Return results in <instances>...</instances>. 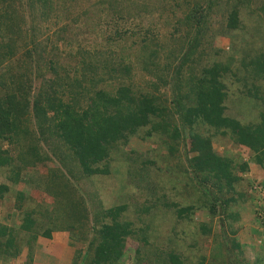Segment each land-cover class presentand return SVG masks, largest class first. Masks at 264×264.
I'll use <instances>...</instances> for the list:
<instances>
[{"label": "trees", "instance_id": "obj_1", "mask_svg": "<svg viewBox=\"0 0 264 264\" xmlns=\"http://www.w3.org/2000/svg\"><path fill=\"white\" fill-rule=\"evenodd\" d=\"M13 1L15 0H0V25H4L7 32L22 36L23 45L27 42L34 43L37 18L45 21L52 16L53 23L57 24L59 23L57 11L60 10L68 17L70 16V22L77 29L91 30L93 23L96 22L95 25L101 30V34L98 35L102 38L98 40L99 48L116 41L117 38L118 41L127 35L133 36L139 29L134 42L137 48L136 62L152 60L156 49H159L158 42H150L155 36L149 35L147 28H139L132 16L131 8L138 0H95L96 6L82 5L81 10L73 5L72 16L69 10L71 7L60 9L58 0H17L19 6L26 10L28 18L23 19L20 16V21L18 19L20 25L15 31H11L7 23L11 25L13 20L7 9ZM173 1L177 3V0ZM248 1L231 0L232 3L227 7L226 29L233 31L240 27L239 6ZM144 3L140 1V4L144 5ZM167 3L163 0V3L159 2V5L166 7ZM210 6L211 0L206 1L205 7L202 6L201 1L193 0L188 12L180 18L172 12L176 16L175 25L184 21L198 26L204 21ZM144 8L141 6V9ZM258 9L261 19L264 20V0H261ZM71 23L69 25H72ZM92 29L90 34H95L98 27L94 26ZM142 29L143 31H140ZM64 32L66 31L63 29L62 33ZM53 34H57V31ZM61 36L69 48L72 46L68 44L75 43L72 42L73 36L65 37L66 35L62 34ZM3 37L6 35L0 32V49L7 47V50L0 51V55H12L16 41L10 36H7L5 40ZM55 37L60 38L59 35ZM77 41L76 52H69L67 61H59V64L54 66V60L51 61L49 58L48 69L52 72V78L47 77L48 81L41 77L44 81L33 92L31 91L32 71L29 68L11 84L0 82V88L2 87L0 91V175L8 181V183L0 182V202L8 200L12 209L16 210L15 218L10 222L11 225L0 223V260L2 261L16 257L25 247L26 259L30 264L37 239L39 237L48 239L51 237V232L62 230L68 232L69 245L74 243V239L76 242L82 241L84 245V248H74L73 254L68 259L69 264H122L127 250L125 241H128V237L142 244L147 238L153 236L147 230V226L138 228L137 231L132 228L133 221L127 220L123 214L128 202L104 207L99 198L98 187L82 186L80 182L85 178L110 175L112 167L108 163L113 159L112 154L117 151L116 149H121L129 137L139 135L140 129H144L153 116L161 117L158 122L161 128L157 130V126L152 125L144 129V135L160 133L159 136L165 135L173 139L179 136V130L176 125L169 127L165 123V108L156 104L153 95L134 96L126 84L115 87L113 83L110 85L106 82L111 77L113 67L108 68L109 75L104 77L107 74L104 66L105 58L94 59L97 57L98 49L94 50L96 53L88 51ZM191 41L186 51L181 54V59L177 61L178 64L173 68L170 80L178 76L183 58H187L196 46V37ZM44 47L47 48V46ZM53 47L58 49L57 46L51 48ZM110 50L107 47L106 52L99 53L113 54ZM46 51L48 54V49ZM131 62L133 63L130 56L126 60L116 59L115 65L119 69L117 74L126 72ZM144 67L145 62L141 64V68ZM227 69L217 62H213L210 66H203L198 77L184 80V83L189 85L190 91H187L182 99L179 97L180 100L173 101L172 111L177 114L180 126H187L190 131L193 124L201 123L208 129L206 135L194 130L189 133L185 145L187 152L194 154L188 158L186 156V168L177 175L182 176L183 182L187 178L197 186L199 185L206 195L203 196L201 193L193 198V202L189 201L186 204L180 203L178 197L168 205L162 201V205L175 208V216L181 221L173 231L165 232L167 240L159 239L161 242L158 243L155 240L157 236L152 238L156 243L154 246L157 251L154 250L151 261L148 258L144 260L146 263L230 264L227 259L231 258L230 262L235 259L232 255L235 249L237 258L240 259L238 262L245 263L241 256L242 244L232 234L234 230L231 229L230 221L239 218V206L249 198L248 193L253 180L245 178L247 181L245 186L239 189L244 179L242 175L249 168L248 164L234 161L231 152L225 148L221 153L217 152L212 144L213 142L224 144V140L227 139L229 144L244 148L250 153L253 163L262 165L264 158V104L262 102L264 100L261 97L253 98L250 89L244 94L245 101L243 106L240 105L241 109L239 106L238 114L226 112L225 100L228 92H226L223 74ZM245 69L249 70L251 77L257 78L261 75L264 77L263 44L256 54L251 55ZM104 81L102 86L96 87L98 82ZM176 81L178 84V80ZM3 86H5L4 90ZM253 88L259 89L255 85ZM30 112L37 121L36 136V130L33 131L26 126V115ZM168 128H172V131H168ZM50 132H54L55 136L61 139L69 156L76 161L78 171L73 175L70 165H62L63 167L59 166L56 169L47 168V177L46 173L45 176L42 174L41 179L37 178L34 182L31 170L43 166L49 159L45 153L38 150L36 142L39 138L47 136L50 138ZM215 136L219 139L213 138ZM164 142L169 144L168 148L171 149L169 140ZM3 144L7 147H3ZM61 169L67 172L68 179H65ZM178 182L180 178L171 187H175ZM209 182L214 185L213 189L215 188L212 192L209 186H206ZM238 185L239 188H237ZM49 194L54 198L53 205L47 208V202L42 200ZM84 194L86 197L83 199L80 195ZM198 209L208 212L209 220L215 216L219 217L218 221L225 220L226 227L232 232L230 237L226 236L229 238L227 241L230 248H233L231 251L227 249L226 241L222 239L211 247L210 253L206 252L207 248L199 247L200 240L202 238L205 240L207 237L210 226L197 221L191 222L192 216ZM228 218L231 220H227ZM138 243L133 249L135 259H139L140 256ZM260 246L257 256L259 262L264 260V247Z\"/></svg>", "mask_w": 264, "mask_h": 264}, {"label": "rangeland", "instance_id": "obj_2", "mask_svg": "<svg viewBox=\"0 0 264 264\" xmlns=\"http://www.w3.org/2000/svg\"><path fill=\"white\" fill-rule=\"evenodd\" d=\"M58 1L61 6L60 9H65L67 6L71 7L69 9L71 16L74 14L73 5L81 10L83 8L82 5L93 6L96 3L95 0ZM140 1L145 2L144 5L140 4ZM192 1L193 0H186L181 2V0H177L176 5L173 0H165V2H168V6L166 7H160L159 5V2L163 3V0H138L136 4H133L131 8L132 16L137 21L139 28H147L148 34H153L155 36L153 41L151 40L150 42H158L159 45V49L156 47L157 49L152 60L147 59L141 62H136L137 48L134 43L139 29L133 36L127 35L120 38L118 41L117 38L116 41L106 44L103 48H99L100 41L98 40L102 38L98 35L101 34V30L99 26L95 25L97 24L96 22L93 23L91 30H93L92 28L94 26H96V28L98 27V30H95V34H90L91 30L85 28L77 29L70 22V16L68 17L60 10L57 11L59 17V23L57 24L53 23L54 17L52 16L45 21H41L40 18L36 19V30L34 31L36 38L34 43L27 42L26 45H23L21 43L22 36L14 32H7L6 27L0 25V32L6 35V37H12L13 40L16 41L12 55H0L1 83H6L7 85L9 83L11 84L13 80L21 76L20 74H23L24 71L29 68L32 71L31 91L33 92L38 85L42 84L44 81L43 78H46L45 80L48 81L49 79L47 77L52 78V72L48 69L49 58H51V61L54 60V66L59 64V61H67V54H69V52H76L77 45L75 43L77 41L76 39H78L77 42H80L79 45H82L86 50H90L91 52H95V49H98L97 51L99 52H106L107 47L111 49L110 51H113V54L101 55L99 52H95L97 57H94V59L98 57L101 59L105 58L106 64L104 66L106 67L107 74H105L104 77L109 75L108 68L111 69L113 67V71L110 74L111 77H109L106 82L110 85L113 83L115 87L126 84L127 87L131 89V94L134 96L140 94L153 95L156 104H160L165 108V123L169 125V127L176 125L179 130V136L173 139L165 135L159 136L160 133H152L149 136H146V134L144 135L143 132L152 125H156L157 130L161 128L158 123L161 117L153 116V119H149V123L144 127L145 130L140 129L139 135L129 137L127 143L121 146V149H116L117 151L112 154L113 159L108 163V165L112 167L110 175L85 178L80 182L82 186L98 187V191L101 195H99V198L101 202H103L104 207L117 205L121 202H128L126 211L123 212V214L127 220L133 221L132 228L137 231L138 228H145L147 226V230L153 235L147 238L144 243H140L141 245L136 240H132L128 237V241H125L127 250L125 251L122 264H134V262L136 264H149L144 260L148 258L151 261L153 253L157 251L154 246L156 243L153 242L152 238L154 236L156 238L157 236L155 240H157L158 243L161 242L160 240H167L165 239L167 236L165 232L173 231L181 221L175 216V208L173 206H167L169 202L178 197L180 203L186 204L187 202L189 203V201L193 202V198L201 193L203 196L206 195V193H203L200 186H197L190 179L186 178V181L183 182L181 180L182 176H177L186 168L187 158L194 154L191 152L188 153L185 145L189 133L194 130L195 132L206 135L208 132L207 127L203 126L201 123L193 124L192 130L190 131L187 126H180L177 114L172 111L174 106L173 101H175V99H182V96L187 91H190L189 85L187 83L185 84L184 80H188L191 77H198L203 66H210L213 62H217L228 68L226 73L223 74L226 92H228L225 100V104L227 105L226 112L234 115L238 114V111L241 109L240 105L243 106V102L245 101L244 98L246 95L244 94L250 89L253 98L261 97L262 100H264V77L262 75L257 78L256 76L251 77L249 70L247 71L245 69L247 62L251 59V55L256 54V52L261 49L262 44L264 45V20L261 19L258 9L261 0H249L244 5L239 6L238 16L241 23L240 27L233 31L225 27L227 7L232 3L231 0H211V6L206 11L207 15H205L204 21L198 26L187 24L184 21L175 25L176 16H174V13L180 18V16L188 12V8L191 6ZM199 1H201L202 6H206L207 0ZM18 3L17 0L13 1L10 8L7 9V11L11 13L13 20L11 25L7 23V27L11 31H15L20 25V23H18V19L20 21V16L23 17V19L28 18L26 10L21 8ZM141 6L145 7L146 10H144L145 8L141 9ZM172 12L174 13L172 14ZM70 23L72 25H69ZM63 29L66 32L62 33ZM18 31L19 29L17 32ZM56 31L57 34H53ZM140 31H143V29ZM61 34L66 35L65 37L73 36L74 41L72 42L75 43H67L72 47L69 48L66 45ZM56 35H59L60 38H56ZM6 37H3V40H5ZM194 37H196L197 44L187 58H183L184 61L180 66V72L178 76H175V79L178 80L177 84L175 79L170 80V75L173 74V68L178 64L177 61L181 59V54L186 51L188 43L192 38L194 39ZM67 40L68 39H66V41ZM44 46H47V48L45 49ZM52 46H57L58 49L56 50L54 47L51 48ZM43 49H45L44 52ZM47 49L49 55L46 53ZM6 50L7 47H2L0 49V51L3 52ZM129 56L133 61V63L131 62L130 68H127L128 70L124 73L120 72V74H117V70L119 69L115 65V60L118 58L126 60ZM143 62H145V67L141 68ZM98 71H100V69ZM102 83H105V81L98 82L96 87L102 86ZM251 84H253V86ZM254 85L258 86L259 89L253 88ZM4 88L5 86H3V90ZM1 89L2 87L0 91ZM239 97L241 99H239ZM262 103L264 104V102ZM26 116V126L35 131L37 128L36 118H34L32 112L28 113ZM168 131H172V128H168ZM36 132L37 130L35 131V136L38 134ZM49 134L50 138L49 136L42 139L39 138L38 142H36L38 150L45 153L49 159L44 162L43 166L31 170V176L34 182L37 181V178H40V175L44 174L45 176L47 168L56 169L62 165H70L73 175L77 174L78 171L75 164L76 161L69 156V152L64 147L61 139L56 137L54 132H50ZM213 138L219 139L218 136ZM165 140H169L171 149L168 148L169 144H166L164 142ZM212 146L219 153L224 151V148L228 152H231L234 161L245 162L249 167L255 164L251 160L250 153L246 152L244 148L229 144L227 139L224 140V144L213 142ZM3 147L6 148V144H3ZM262 164H264V158ZM255 165L256 168L259 166L258 164ZM128 170L129 172L127 173ZM249 171H252V173H249ZM61 172L66 179L68 175L67 172H65L64 169H61ZM242 176H244V179L242 180L241 188H239V185L237 186L239 189L245 186L247 182L245 178L253 180V183L255 181L258 183L260 182L259 175H255L253 170H249V168ZM179 178L180 182H178L175 187H171ZM0 182L8 183L7 179H4L1 175ZM206 186H209L211 192L215 190V188L213 189L214 185L210 184V182L207 183ZM167 192L168 194H166ZM248 194H251V192ZM80 197L84 199L86 195H80ZM53 198L54 197L50 194L48 196L45 195L42 202H47L46 207L48 208L53 205ZM252 199L245 200L241 206H239V218L235 221H230L232 224L231 229L234 230L233 233L226 227L227 223L225 220L224 222L218 221L219 217L216 216L209 220L208 212L203 209L196 210L191 218V222L197 221L210 226V230L206 235L207 237H205V240L204 238L200 240L199 247L201 246V249L207 248L206 252L210 253L211 247L218 244L217 242L222 239L226 241L225 243L228 246L227 249L231 251L233 248H230L231 246L227 241L229 238L227 237H230L232 233L236 236L238 241L241 239L243 244L248 240L251 243L250 248H242L241 256L245 262L244 264H264V260L260 262L257 260V256L260 252V248H257V244H261L264 247V229L259 228L258 220L255 216V208L263 206L264 200L262 199V201L259 202L254 198V203ZM162 201L167 205H162ZM7 213H9L10 217ZM15 213L16 210L12 209L8 200L0 202V223L11 225L10 222L14 220ZM253 216L254 220L248 223L246 220H249V218ZM227 220H231V218ZM66 234L68 236L67 231ZM88 234H90V232H88ZM43 241H45V245L40 249L38 248V251L35 250L36 245L34 246L35 251H33L30 264L34 261L37 264H69L68 259L70 258V251L67 250L66 252L63 249L54 248L52 245L53 243L46 239H43ZM67 241H69L68 237ZM73 242L74 243L70 245L71 250L74 251V248H84V245L81 243L82 241L76 242L74 239ZM137 243L140 249L139 259H135L133 253V249ZM73 251H71V255ZM236 254L237 251L235 249L232 253L235 259L231 262L233 264H241V262H238L240 259L237 258ZM230 260L231 258L227 259V262L232 264ZM0 264H28L26 259V248L23 247L20 254L10 260H0Z\"/></svg>", "mask_w": 264, "mask_h": 264}, {"label": "crops", "instance_id": "obj_3", "mask_svg": "<svg viewBox=\"0 0 264 264\" xmlns=\"http://www.w3.org/2000/svg\"><path fill=\"white\" fill-rule=\"evenodd\" d=\"M249 170H253V173L255 175L256 174L259 175V177H260V179H259L260 184L264 186V164H262V166L259 165L257 168H256V165L255 164H254V166H251L250 165ZM249 173H252V171H249ZM242 220H244V219H242ZM253 220H254V216L251 217V218H249V220H246V221L249 223L250 221H253ZM43 239H46V238L39 237L37 239L36 246H35V250H37L38 248L40 249V248H42V246L45 245L44 244L45 241H43ZM46 240L47 241H51L53 243L52 245H53L54 248H57V249L60 248V249H63L64 251H66V252H67V250L70 251L69 252L70 253L69 255L71 256V253H72L71 251H73V250H71V246L68 244L66 231H62V230H60V231H53V232H51V237L48 238V239H46ZM239 241L242 244V248L245 249V247L246 248H248V247L250 248L251 247V243H250L249 240L246 241L245 244H243V242L241 241V239H239ZM257 245H258V247H257L258 249L261 248V246H259L261 244H257ZM32 264H37V263L34 261Z\"/></svg>", "mask_w": 264, "mask_h": 264}, {"label": "built area", "instance_id": "obj_4", "mask_svg": "<svg viewBox=\"0 0 264 264\" xmlns=\"http://www.w3.org/2000/svg\"><path fill=\"white\" fill-rule=\"evenodd\" d=\"M252 192L253 194H258L259 198H257V200L259 202L262 201V199L264 200V187L261 184L254 182L252 185ZM255 216L257 217L259 228L264 229V205L260 208H255Z\"/></svg>", "mask_w": 264, "mask_h": 264}, {"label": "clouds", "instance_id": "obj_5", "mask_svg": "<svg viewBox=\"0 0 264 264\" xmlns=\"http://www.w3.org/2000/svg\"><path fill=\"white\" fill-rule=\"evenodd\" d=\"M256 182V181H255ZM258 183V182H257ZM259 184H260V182H259ZM253 185V184H252ZM252 185H251V189L249 190V193L251 192V194H249V198H248V200L249 199H252V201L255 203V201H254V198H259V196H258V194L257 193H255V194H253V192H252ZM263 186V185H262Z\"/></svg>", "mask_w": 264, "mask_h": 264}]
</instances>
